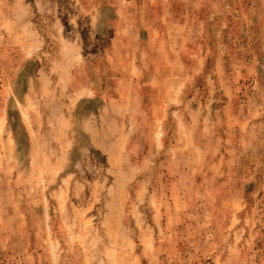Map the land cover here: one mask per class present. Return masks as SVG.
Instances as JSON below:
<instances>
[{"label":"rangeland","instance_id":"rangeland-1","mask_svg":"<svg viewBox=\"0 0 264 264\" xmlns=\"http://www.w3.org/2000/svg\"><path fill=\"white\" fill-rule=\"evenodd\" d=\"M0 264H264V0H0Z\"/></svg>","mask_w":264,"mask_h":264}]
</instances>
